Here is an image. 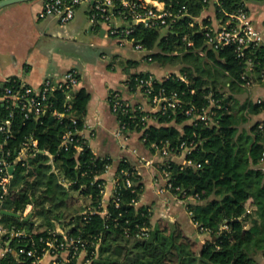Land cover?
I'll return each instance as SVG.
<instances>
[{
  "label": "trees",
  "instance_id": "1",
  "mask_svg": "<svg viewBox=\"0 0 264 264\" xmlns=\"http://www.w3.org/2000/svg\"><path fill=\"white\" fill-rule=\"evenodd\" d=\"M178 4H184L191 16H200L207 1L178 0ZM167 6L177 9L181 5ZM241 6L246 7L245 0H218L215 16L222 19L225 11ZM191 16L183 15L167 29L139 23L128 34L149 51L150 61L175 68L153 83V92L175 93L182 104L151 113L140 107L141 99L127 100L118 89L110 91L108 103L111 109L116 93L129 101L125 111L114 112L117 122L123 125L125 134L139 132L149 152L163 145L178 151L182 141L192 142L186 158L200 166H181L164 157L157 168L168 171L172 191L195 197L187 205L190 218L198 223L197 230L202 231V226L207 231L209 238L200 244L178 220L159 217L153 223L150 205L136 204L143 182L126 156L117 164L114 190L103 205L101 175L112 159L96 154L88 138L80 133L90 92L77 86L52 91L45 109L36 117H24L17 108L0 104V118L12 111V127L18 136L33 134L39 147L25 164L19 163L12 170V188L4 207L19 216L2 213L0 221L8 229L24 230L26 235L5 238L10 249L0 256V264H29L31 257L19 253V248L39 253L42 240L51 237L57 226L63 230L57 237L76 240L90 264H264V170L260 165L264 129L262 121L240 127L264 110V104L253 102L249 95L240 102L236 95L249 87L244 85L243 74L252 82L264 81V42L245 49L253 64L248 71L245 57H237L233 45L209 48L197 24L190 25ZM203 21L209 19L204 17ZM189 40L191 45L187 44ZM134 63L126 60L127 66ZM145 75L147 71L129 72L126 92L131 94L137 79ZM211 98L219 105L213 107L214 123L190 121L184 110L192 107L195 112L201 111ZM55 111L64 114L58 117ZM150 116L153 120L147 119ZM69 131L72 138L61 144L62 134ZM45 151L52 154L57 169L48 162ZM127 178L131 180L129 186ZM82 198L87 202L83 204ZM248 201L254 207L251 222L244 228ZM27 204L31 209L22 216ZM41 226L44 228L39 230ZM142 228L145 234H141ZM65 248L71 250L69 245ZM77 255L70 254L66 264H76Z\"/></svg>",
  "mask_w": 264,
  "mask_h": 264
},
{
  "label": "crops",
  "instance_id": "2",
  "mask_svg": "<svg viewBox=\"0 0 264 264\" xmlns=\"http://www.w3.org/2000/svg\"><path fill=\"white\" fill-rule=\"evenodd\" d=\"M206 1V7L200 16L217 22L215 4L218 0ZM41 5L42 0H23L0 6V104H3L1 99L3 88L10 78L38 86L47 76L59 79L67 69L77 68L80 73L78 86H84L90 92L84 118L92 131L88 136L90 147L96 154L108 155L112 159L107 170L101 175L104 179L103 205L107 203L114 190L117 164L121 157L126 156L133 162L143 182V191L136 204L150 205L151 221L154 223L159 217L171 221L178 220L192 238L200 244L203 243L209 238V234L197 230L183 203L174 200L169 192L163 189L162 176L156 167L162 160L161 157L143 146L139 132H131L128 135L125 147L116 139L114 131L118 122L108 103V95L113 89L122 90V95L127 100H138L137 96L126 92L125 80L129 72L150 71L161 79L175 69L168 65L162 66L155 61H147L144 53L133 57L126 55L125 50L128 46L125 44L131 43L120 44L116 37L107 33L106 25L102 22L92 25L88 20L87 5L78 6L73 19L66 24H60L52 17H38ZM245 5L254 25L264 30V0H245ZM83 29L89 37L81 36ZM79 40L84 41L86 54L82 56L68 54L65 51L67 42L76 43ZM116 54L134 60V65L127 66L126 62L112 63L111 58ZM252 85H255L256 96L264 95V81ZM250 120L264 121V110L253 114ZM88 131L85 130L86 135ZM131 148L152 161H139L138 155L133 153ZM260 165L264 168V159L260 161ZM43 228L41 226L39 230ZM57 231L63 232L58 226ZM4 253L5 247L0 245V256ZM65 255V251L61 252L58 260ZM49 258L44 257L47 264ZM57 264L62 263L58 261ZM76 264H90L83 250L78 253Z\"/></svg>",
  "mask_w": 264,
  "mask_h": 264
},
{
  "label": "built area",
  "instance_id": "3",
  "mask_svg": "<svg viewBox=\"0 0 264 264\" xmlns=\"http://www.w3.org/2000/svg\"><path fill=\"white\" fill-rule=\"evenodd\" d=\"M80 5H87L88 20L92 25L101 22L104 23L109 35L116 37L120 44L129 42L133 48L142 50L144 58L147 61L151 60V57L147 55L149 51L141 42L128 38V34L133 30L134 25L141 23L145 26H159L167 29L183 15L191 16L184 4H178V0H42L41 8L38 11V17H52L60 24H66L73 19L76 9ZM167 5L181 6L177 9H173ZM224 15L225 17L217 19V22H212L211 20H209V22H204V17L191 16L190 25L193 26L197 24L198 30L203 34L205 43L209 48L218 49L233 45L237 57H245L247 70L250 71L253 64L251 58L246 56L245 49L264 42V30L254 25L247 8L244 6L238 7L232 11H225ZM192 43L193 42L190 40L187 42L188 45ZM168 74L169 73L165 76ZM181 78L184 79V77ZM242 78L246 86L255 83L254 80L252 82L251 79L246 78L244 74ZM262 78L264 79V74ZM157 79L160 80L150 71H147V75L137 79L135 84L136 88L131 95L137 96L142 100L140 107L154 113L163 111L168 107L175 108L176 106H180L182 103L175 93L165 95L162 94L161 91L153 92V83ZM79 82L80 73L75 67L67 69L59 79H53L50 76L45 77L38 86H32L16 78H10L3 88L1 99L3 103L6 104L7 108H17L23 113L24 117L32 115L36 117L45 109L46 100L52 91L56 89L65 91L72 90L78 86ZM116 94L111 103V110L113 112L119 109L125 111L129 101L119 96L118 93ZM252 100L255 103L264 104V95L255 96ZM214 106L219 105H216V102L211 98L209 105L201 108V111L195 112L192 107H188L184 112L190 115L189 120L192 122L202 121L211 125L214 123V115L216 113L215 109H213ZM54 113L58 117L64 114L63 112L56 111ZM12 116L13 112L10 111L7 115L0 118V218L2 215L1 211L6 209L4 207L6 196L12 188L11 179L13 173L10 172L9 168L13 167L14 169L19 163L22 165L25 164L29 157L34 156L39 151L38 139L33 134L24 135L23 137L18 136V133L12 127ZM147 119L153 120V117L150 116L147 117ZM260 126L264 129V121L260 123ZM122 128L123 125L118 122L114 135L121 146L125 147L129 134H125ZM86 129L89 130L88 135L85 134ZM80 133L87 138L92 134V131L85 121L84 127L80 130ZM71 138V132H65L62 134L60 143L65 144L67 140ZM75 147L77 149L79 148L78 145H75ZM192 148V142L185 143L182 141L178 151H170L167 146L163 145L157 148L156 153L162 160L164 157H169L170 159L176 160L181 166H200L199 162H194L192 159L186 158V154L190 152ZM131 151L138 155L139 161H152L138 154L134 148H131ZM45 153L49 156L48 162L53 165L54 169H57L54 166L52 154L48 151H45ZM263 159L264 151L261 160ZM159 171L163 180V189L167 190L174 200L181 201L190 216L187 205L195 201V197L191 195L186 196L184 193L180 196L177 192L172 191L171 183L168 181V171ZM115 179L117 180L116 175ZM63 182H65V179H63ZM126 184L128 186L131 185V180L129 178L126 179ZM175 189H179V187L176 186ZM30 209L31 205L27 204L21 215L27 216ZM192 222L197 227L198 223ZM200 230L207 232L202 226H200ZM57 232L59 231H52L51 237H47L44 240L41 239L44 245L40 248L39 253H36L32 248L26 249L25 247H20L18 252L31 257L29 264H47L44 261V257L47 256L50 257L49 264H57L58 261L62 264L68 263L71 256L76 255V253H79L82 249H79V244L76 240L68 239L65 235L63 239H59L57 237ZM145 233V229L142 228L141 234ZM25 235L26 233L24 230L16 231L8 229L0 221V245L5 247V252L10 249L7 245V239L5 238ZM68 245L71 250L65 248ZM63 251L66 252V255L61 260H58ZM86 260L89 261L88 259Z\"/></svg>",
  "mask_w": 264,
  "mask_h": 264
},
{
  "label": "rangeland",
  "instance_id": "4",
  "mask_svg": "<svg viewBox=\"0 0 264 264\" xmlns=\"http://www.w3.org/2000/svg\"><path fill=\"white\" fill-rule=\"evenodd\" d=\"M81 36L82 37H89V35L87 34L86 30L83 29L82 30V33H81ZM67 46H66V52L72 56H82L84 54H86V50L84 49L85 47V44H84V41L83 40H79L78 42L74 43V42H67ZM128 46V49L125 50L126 51V55H129L130 57L134 56V55H137V54H141L143 53L142 50H137L135 48H133V46H131L130 44H125ZM87 47H89V45H87ZM118 47H121V46H118ZM118 50H121V49H118ZM120 52V51H119ZM124 56V55H123ZM118 57V58H117ZM126 57H120L118 54L116 55H113L112 58H111V62L112 63H122L124 64L126 62ZM162 66H165L166 64H161ZM171 67V66H170ZM173 69H175L173 67ZM220 77V79H222V75H217ZM256 88H255V85H250V87L248 89L245 90H242V91H239L237 94L240 102L245 100L247 95H249L251 98H254L256 96ZM251 122V120L247 121L246 123H243L241 124L240 127L242 126H245L247 127L248 124ZM80 201L84 204L87 202V199L86 198H82L80 199ZM253 204L251 201H248L247 202V208H248V211H249V216L246 218V220L244 221V228L248 227L250 222H251V217H252V209H253ZM262 262H264V259L262 260Z\"/></svg>",
  "mask_w": 264,
  "mask_h": 264
},
{
  "label": "water",
  "instance_id": "5",
  "mask_svg": "<svg viewBox=\"0 0 264 264\" xmlns=\"http://www.w3.org/2000/svg\"><path fill=\"white\" fill-rule=\"evenodd\" d=\"M16 1H23V0H0V6L5 5V4H8V3L16 2ZM9 170H10V172H12L13 167H10ZM1 212L3 214L13 215V216H19L18 213L13 212V211H10V210H7V209H3Z\"/></svg>",
  "mask_w": 264,
  "mask_h": 264
}]
</instances>
